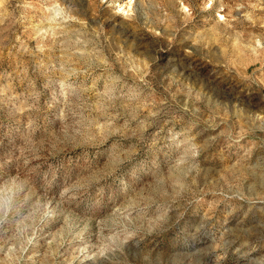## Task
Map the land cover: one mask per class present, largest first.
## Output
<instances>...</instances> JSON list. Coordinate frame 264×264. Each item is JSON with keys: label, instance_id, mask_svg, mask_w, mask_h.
<instances>
[{"label": "rangeland", "instance_id": "rangeland-1", "mask_svg": "<svg viewBox=\"0 0 264 264\" xmlns=\"http://www.w3.org/2000/svg\"><path fill=\"white\" fill-rule=\"evenodd\" d=\"M0 264H264V0H0Z\"/></svg>", "mask_w": 264, "mask_h": 264}]
</instances>
